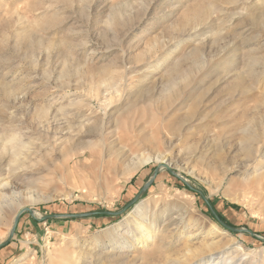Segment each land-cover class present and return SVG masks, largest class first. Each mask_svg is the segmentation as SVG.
<instances>
[{
  "label": "rangeland",
  "instance_id": "374dc122",
  "mask_svg": "<svg viewBox=\"0 0 264 264\" xmlns=\"http://www.w3.org/2000/svg\"><path fill=\"white\" fill-rule=\"evenodd\" d=\"M64 130L96 144L95 155L65 159L68 145L53 146ZM248 133L264 143V0H0V186L10 173L3 144L15 135L26 147L0 196V244L15 216L32 211L0 248V264H173L202 243L264 249V204L241 183L251 172ZM143 137L157 146L142 149ZM120 147L128 158L109 164ZM155 152H171L170 165L121 175L133 156ZM97 154L101 172H114L108 190L63 177ZM160 165L167 169L140 201L123 215L102 214L121 210ZM29 192L43 201L30 204ZM139 204L165 209L154 243L128 239L133 217L123 220ZM215 212L244 232L228 231Z\"/></svg>",
  "mask_w": 264,
  "mask_h": 264
},
{
  "label": "bare ground",
  "instance_id": "6f19581e",
  "mask_svg": "<svg viewBox=\"0 0 264 264\" xmlns=\"http://www.w3.org/2000/svg\"><path fill=\"white\" fill-rule=\"evenodd\" d=\"M107 101H109V100L104 99V102H107ZM155 123H156V120H155ZM84 126H86V125L83 124V122H82L80 125L81 129ZM67 132L64 130L61 132L62 134L59 137H57V134L54 135V137H53L54 138L53 139V146L54 147L55 146L56 147L57 146L65 147L66 144L68 145V147L65 148V151H66V153L64 154L65 159L67 158L69 160L70 159L73 160L74 158H76L78 156H81L85 159L84 151H88L90 153V157L95 155L94 150L96 149V144H93L91 142L84 143V142L80 141V139H77L79 134L78 135H71L72 132H69V133H67ZM11 134H9V135H11ZM245 134H247V133H245ZM81 135H82V133H81ZM254 135H252L251 133H248V135H246L248 138L247 143L244 144V147L242 148L244 150V158H245V162H244L245 167L244 168L246 169L245 171L246 172L251 171V172L248 175H243V178L241 179V183H243V185L245 187L252 185V189H253V192H255V194H256V198L258 200H260V204H264V182H262V180L264 179V172L258 173L259 168H261L260 166H262V163H264V143L262 142V140L260 138L255 137ZM75 137H76V139L74 140ZM18 138L15 135L9 136L7 142L5 144H3V147H2V149L4 151L6 150V151H8V153H10V163H9V166L6 167L7 171L10 173H7V174L4 173L5 175L3 174L4 175V179H3L4 182L2 184V181H1L2 185L0 186V196L1 197L5 196L2 193V190L5 188L8 189V187L11 184L10 183L11 181H9V180L14 175V171L19 170V168H18L19 166L16 163H17V161L19 162V157H20V155L23 154V150L26 148L25 145ZM138 140L142 142V144L139 142L140 147L142 149H143V147H145V146H143L145 143H147L149 147L150 146H152V147L157 146V141L152 140V139H148V137H143L142 139H138ZM110 142H112V141H110ZM51 143H52V141H51ZM28 145H30V144H28ZM103 146L105 147V145H103ZM173 147H174V145H173ZM120 148H121L120 150L118 149L119 152L116 151L117 152L116 154L115 153L109 154V164L111 163L110 157H112V159L115 157V159H116V158H118V155H119L118 160H119L120 164L123 163L124 159L128 158V157H126L127 155L124 156L125 155L124 148H122V147H120ZM217 148H219L217 150L218 152L222 151V146L217 147ZM32 150H34V149H32ZM169 156H171V152H170V154H164V153L153 154L152 153V154L135 155L131 158V164H129L126 167L124 166L125 171L121 175L125 178H128V177L132 176L135 172L140 170L141 167H143L144 165L148 164L151 161H154L156 163H162V164L170 165V161L168 162ZM225 161L226 160L223 161V159L218 160V162L221 165ZM98 162H100V155L99 154H97V162L95 164L80 163V164H76L72 169L68 165L64 170L63 177L71 179L74 177V175H76L82 181V184H87L88 182H90L89 181V178H90V180L92 181V183H94V185H96V183H97L98 187H102V185H103L106 189L107 188L109 189L110 183L112 182V181L111 182L109 181V177L114 172L112 171V169H108V170H106L105 173H102L101 171H104V168L102 167L103 162H100L101 166H100V164L97 166ZM229 162H231V160H229ZM171 163H172V161H171ZM100 167H102V168H100ZM106 167H107V165H106ZM106 167H105V169H106ZM1 170H2V163L0 162V171ZM229 171H231V170H229ZM0 175H2V174H0ZM230 183L231 182L228 183V186L229 185L231 186ZM222 187H223V181L221 180L218 183H216V185L214 187L215 192L221 190ZM229 190H230V188L227 187L225 189L224 193H226ZM13 194H11V195H13ZM26 195H29L27 197V199H28L30 204L43 201V197L41 195H38V194L36 195L32 192H29V194H26ZM181 195L184 196L183 199H186V197H188L187 195H184V194H181ZM182 204H183V202H182ZM141 205L142 204L136 205L135 210H134L135 214H133L134 212H129L123 220L125 223H127L128 219L130 217H133L132 226L130 228L131 233H133V236L132 237L128 236V239L131 240L132 238L133 239L135 238L136 240L140 241L141 244H144V243L146 244L147 242L154 243L155 239H156V235L159 232L156 229L157 228L156 223L160 219L161 215L164 214L165 209L162 211L163 213L161 215L157 214V212L145 213L144 210L142 211ZM17 206H20V204H18ZM179 206H180V204H179ZM0 213H1V208H0ZM173 219H179L180 220V223L182 226L180 229H183L185 227V226L183 227L184 216L182 214H180L178 212L177 216L174 217ZM192 222L194 223V225H197V221L193 220ZM209 227L213 232L219 231L218 226L212 222H209ZM189 237H190V234H189V236H187V239H190ZM186 252H187V255L185 256L184 259L180 260L177 263H173V264H264V249H260V250L254 249V250H250L249 252H247V250L242 248V246L238 245L237 243L225 244L222 248H220V247L215 248L213 245H208V244L202 243V244H199V246L194 251L187 249ZM65 255L66 254L64 251L58 252L59 257L65 256ZM47 256L48 257L50 256V252L47 253ZM64 264H67V263L64 262Z\"/></svg>",
  "mask_w": 264,
  "mask_h": 264
},
{
  "label": "water",
  "instance_id": "95a60500",
  "mask_svg": "<svg viewBox=\"0 0 264 264\" xmlns=\"http://www.w3.org/2000/svg\"><path fill=\"white\" fill-rule=\"evenodd\" d=\"M162 168H165L167 169V167L165 166H158V168H156L151 176V178L144 184V186L139 190V192L133 197V199L128 202L121 210L115 212V213H109V212H103L102 214L105 215V216H111V217H117V216H120V215H123L130 207L134 206L138 201H140L146 190L149 188V186L153 183L154 179L156 178L158 172L160 171V169ZM211 213L214 214L213 210L210 209ZM28 213V214H32V211H30L29 209H23L21 210L14 218V221H13V225L11 227V230H10V233L8 235V238L6 240V242L4 243H1L0 244V248L5 246L10 240H12L13 238V234H14V231L16 229V226H17V223L19 221V218L21 216L22 213ZM98 213H91V214H80V215H66L64 216L63 218H71V219H78V218H85V217H89V216H92V215H97ZM53 218H57L56 216H53ZM217 222L223 226L224 228H226L228 231L232 232V233H240V232H244V230L242 229H234V228H231L229 226H226L224 225L222 222L219 221L218 218H216Z\"/></svg>",
  "mask_w": 264,
  "mask_h": 264
},
{
  "label": "trees",
  "instance_id": "16d2710c",
  "mask_svg": "<svg viewBox=\"0 0 264 264\" xmlns=\"http://www.w3.org/2000/svg\"><path fill=\"white\" fill-rule=\"evenodd\" d=\"M211 209H213V208H211ZM211 215H212V214H211L210 211H209V215H208V217L212 219V216H211ZM214 216H215L216 218H218L220 221L226 223V222L223 220V218H222L219 214H217L216 212H215V215H213V218H214Z\"/></svg>",
  "mask_w": 264,
  "mask_h": 264
}]
</instances>
